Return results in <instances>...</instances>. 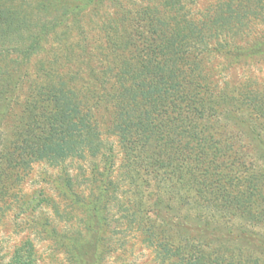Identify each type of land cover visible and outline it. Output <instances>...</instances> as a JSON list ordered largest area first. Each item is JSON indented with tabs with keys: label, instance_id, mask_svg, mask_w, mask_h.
Returning a JSON list of instances; mask_svg holds the SVG:
<instances>
[{
	"label": "trees",
	"instance_id": "1",
	"mask_svg": "<svg viewBox=\"0 0 264 264\" xmlns=\"http://www.w3.org/2000/svg\"><path fill=\"white\" fill-rule=\"evenodd\" d=\"M17 1L0 0V225L34 233L7 264H37L36 241L104 264L130 232L158 264H264V83L229 74L264 61V0ZM92 157L85 194L65 164ZM40 161L52 196L22 192Z\"/></svg>",
	"mask_w": 264,
	"mask_h": 264
},
{
	"label": "rangeland",
	"instance_id": "2",
	"mask_svg": "<svg viewBox=\"0 0 264 264\" xmlns=\"http://www.w3.org/2000/svg\"><path fill=\"white\" fill-rule=\"evenodd\" d=\"M124 3L127 4V0H122ZM138 2V1H137ZM153 2V0H152ZM209 2H213V0H197L194 11L198 8L203 9ZM16 4H19L16 0ZM107 12L105 14L109 15L113 12V9L110 8V5H106ZM41 19L46 18L44 14H40ZM94 32H91L90 36L95 35ZM49 41L51 39L49 38ZM257 60H255L256 62ZM244 65L241 68L237 69H229L230 77L232 78H242L246 76H254L257 78L259 85L264 83V61H257V63ZM257 64V65H255ZM35 65V60L32 59L30 66L31 69ZM104 139V147L105 150H109L113 156V166L111 168V178H117L120 176L121 173V164H122V152L120 150V146L117 142V139L114 135L107 134L103 136ZM104 151V149H103ZM99 159L95 158H85L84 160H77L74 159L72 161H68L65 164L66 170H68L69 174L78 177L79 182H81V186L84 188L85 194L88 193L86 182H82L87 180L88 172L90 170V166L92 164H98ZM58 173V169L50 166L49 163L40 161L33 164L28 171L27 175L25 176L22 182V192L24 194H35L42 192L45 196H52L53 195V185L49 183L52 180V177ZM126 186V185H125ZM82 188V187H81ZM49 211V210H48ZM51 211L47 212L50 215ZM23 215L18 216L15 214H10L6 218V220L0 225V259L2 264H7L13 248L18 245L21 241L26 238H33L34 229L28 228L29 222L26 220ZM23 228V230H22ZM118 236H112L113 245L114 247H118L116 238ZM115 241V242H114ZM122 248L114 250L109 253L104 261V264H158L155 261L154 253L152 250L146 245L142 244L141 236L139 233L130 232L124 238ZM116 244V245H115ZM35 250L37 252L38 261L37 264H66V257L58 251H55V247L52 243L48 241L39 242L36 241L35 243Z\"/></svg>",
	"mask_w": 264,
	"mask_h": 264
}]
</instances>
